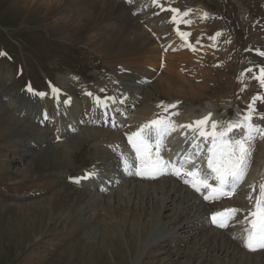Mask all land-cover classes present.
<instances>
[{"label": "rangeland", "instance_id": "374dc122", "mask_svg": "<svg viewBox=\"0 0 264 264\" xmlns=\"http://www.w3.org/2000/svg\"><path fill=\"white\" fill-rule=\"evenodd\" d=\"M183 1L182 3L186 4V1L189 3V1L194 0ZM195 1L207 11V14L210 16L209 19H218L213 25L220 31V35L230 33L229 37H231L232 45H237L242 42H244V45L247 44L246 39L248 38V34H251V40H256L257 38L260 44L258 46L264 48V45H262L264 39L259 36L258 32L253 30L256 28V22L259 21L253 19V15H251L252 17L248 15L251 11L249 12L246 10V6L242 3L243 1L233 0L234 3L237 1L235 4L232 0ZM37 2H40V0H0V50L6 55V57L2 56L0 58V72L9 78L7 80L8 82L3 85L4 87L2 91H0L1 94L13 92L11 95L14 94V96L11 98H16L18 93L22 92L27 83L26 80L28 79H30V83L32 82V87L35 86L33 91L36 90L38 93L50 94V85L44 83L45 76H51L53 79V84L51 86L55 87L57 83L66 89L67 92H73L75 91V87L70 85L69 79L71 76H81L88 79L87 84L90 85L93 95L99 97L98 94L103 95V93L96 92L97 88H107L109 92L112 89L113 74L115 73L116 75V73L119 72L116 70L118 69L119 63H124L121 64V66L130 69L125 66V63L134 64L135 61L138 60L136 58L138 56L129 54L128 56H122V58L116 59V61L110 60V62L107 63L105 59L109 54L99 49L96 41H93L94 34L96 33L90 32L85 35L86 37L83 36L80 42L76 43L72 41L71 36L68 35L65 26L62 24L63 16L56 13L54 15L46 14L45 11L36 7L37 5H34ZM118 4L122 5L123 3L119 2ZM257 5L258 2L256 3V6ZM259 6L264 7V1L259 3ZM124 8L126 13L120 18H115V24L121 22L126 23L127 21L132 22L134 17L131 14L132 11H130L126 5H124ZM68 9L71 10L72 8L69 7ZM120 14H122V12H120ZM252 21L253 24L251 23ZM220 23H222L221 27H219ZM140 31H142L144 35L146 34V36H149L142 26ZM200 33L203 34L204 32ZM204 35H206V33ZM245 36H247V38H245ZM148 39L152 40L153 38ZM252 43L256 44L255 41ZM222 45L224 44L221 42L218 44V46L221 47ZM169 54L173 55L176 61H180L185 59L186 51L178 54L170 52ZM247 56L255 60L258 58L256 55L251 54ZM219 57L221 58V56ZM239 57L241 59H239ZM212 58H216V62L208 64V74L206 72H203V74L197 73V69L200 68L201 64L196 63L195 60H198L199 57H188L185 63L188 70L187 75H185V69L183 67L171 69L176 71L178 79L174 78L173 74H170L171 71L168 67H160L159 72L153 75L155 79L151 82V77H149L148 82H146L147 86L141 87L142 93L140 86H135L136 83L127 84L128 81H123V87L129 92L127 101L132 97L135 99L137 95L140 94L137 105L140 106L142 102L145 101L136 114L142 115L143 107H150L153 104L152 96L148 94L146 99H144V95L148 91L154 92L156 88L155 90H158L157 93L160 94V97L169 98L164 92L173 97H183L186 104L183 106V111L193 108L194 114H196V109L201 111L210 109L209 111L216 114L218 119H228L232 114L242 111V108H240L235 101H232L233 95H239L240 98H242L241 93H244L245 96L242 99H247L248 91H252L249 85L244 89L245 92H238L236 89L239 82V77H237L238 73L246 67L245 63L247 61H249L248 63L254 61L247 60V58H245L246 60L243 59L244 57L240 56L237 50H234V55L231 51L228 60H226L228 56L223 58L225 60L224 65L228 66L231 59L233 63L232 69L228 71L229 74H226L227 68L221 67L222 61L218 58V55ZM210 59V57H206L203 62H207ZM17 67L18 72L16 73ZM212 70L216 72V74L213 73ZM20 72H22L21 76L18 75ZM133 73L134 76L139 74L148 75V72H145L144 69L138 71L131 70L130 74L133 75ZM122 75L125 78L131 77V75L126 76L125 73ZM166 78L168 80L165 81ZM225 78L228 79L226 80ZM46 82L51 83L50 80H46ZM241 86L242 84H240V88ZM193 90L196 92L193 93ZM207 93L214 96V98H210ZM1 94L0 264H200L201 262V264H217V260L220 262L218 264H264V254H259V256L252 255L246 253L243 248L240 249L239 253H242L246 257H244L245 259L240 257V263L239 260L235 259V257L233 258L232 255L226 258L223 255L220 256L218 246L211 244L212 242L207 243L209 246L202 245L201 248L198 249L196 255H194L196 258L193 257L194 259L189 261L186 258L188 253L202 242L201 237L204 233H207V229H204L202 233L196 234V236H189V231L185 228V230L179 231V236L173 241L169 238L162 242H156L155 240L159 235L161 236L171 228L176 227L178 230L181 224L183 225V218H186L187 215L191 216L194 209L192 212H187L184 217L174 220L172 216L173 211L170 210L172 207L171 205L170 209L168 208L167 210L161 208L159 213L162 214V219H158L164 224L159 226V224H157L158 222L155 221L149 228L150 231H147L144 224L148 222L150 225L152 217H148V212L146 215L141 213L139 208L134 212L135 207H138L136 205L143 200H140L141 198L133 194L130 196V199L124 196L118 198V195H116L131 187L129 183H126V186L124 184L122 187H120L122 185L120 184L118 187L121 189L117 187L115 190L99 195L100 197L92 195V193L90 194L89 189L81 190L83 192L85 191L87 196H95V199H97V205H95L96 213H94L95 210L89 208L87 212H84V214L79 217L70 215L72 205L77 201L75 199L79 194V190L83 188L75 187L73 183L68 184L64 177H74L77 174H81L83 169L91 168L97 157L102 155L101 145L99 144L98 146L96 143L97 140L94 141V137L86 136L82 139L79 147L75 148L76 150L70 151L66 169L57 171L51 175L46 174L37 176L33 174V167L29 165L26 160L30 156L25 159L22 158L23 160L20 157L24 154V148L22 147L29 145L27 142L32 145L31 136L23 131L10 133L9 123L7 121L9 120L8 117L14 116L18 118V116L17 113L13 112L9 107V104L12 102H9V99L4 98ZM60 94L66 98H71L75 102L82 97V94L78 92H76V97L74 93H71L72 97H69L65 92H54V95L59 99ZM250 94L252 95V92ZM21 95L13 99V102L19 100ZM209 98L208 104L206 100ZM158 100H161V98H158ZM196 102L199 104L198 107L193 105ZM221 102L224 103L221 104ZM228 102H234L237 108H234V105ZM203 105L205 106L203 107ZM242 105L245 109L247 108V104L242 103ZM73 107L76 109L82 108L76 103H73ZM154 109L156 112L155 107ZM23 118L25 117H19V119L25 120L26 122L27 120ZM146 118L148 117L146 116ZM34 127L37 126L31 124L30 130ZM84 127L85 126H82V129H84ZM82 129L72 135H68L66 138L80 133ZM262 144H264V142L261 143V145ZM259 146H257V148ZM255 155L257 158L255 156L253 159V166L264 165V161L262 160L264 159V145L262 148H258ZM104 165L105 164L100 166L94 165L95 170L102 169ZM20 170L25 171L27 176L19 179L17 174ZM16 179L19 180L15 181ZM49 180H51L53 184L55 183L54 188L48 186ZM172 181L173 178L167 177L166 179L163 178L154 183L147 182L152 183L151 185L148 184V186H146L147 184L145 183H139V181L132 183V185L151 187V190L148 192L150 194L154 193L152 195L154 199L149 200L148 198H144V202H147H145V207L147 205L149 206L146 207L148 211L156 213L157 206L154 205L152 207L150 204L154 201L157 202V195L162 196L164 194L163 190L169 189L168 186L174 187V182ZM165 184L167 185L163 186ZM156 186L157 190H154ZM60 190H65V193L69 194L67 200H61L60 204H55V206L49 203V201L44 200V202L50 206H42V203H44L43 198L50 200L52 194ZM156 191L157 193H155ZM183 191L182 193L185 194V191ZM239 199L244 200L242 198ZM86 202L88 203V201L83 199L80 203L87 205ZM114 211L118 215L117 218L113 217L116 216ZM129 215L130 217H128ZM85 219H87L86 221L92 219V222L89 221L90 223L86 227L82 226ZM124 221L126 223L130 222L126 224ZM99 222L101 223L98 228H96V233L98 234L93 237L91 229ZM155 242L156 245L154 244ZM176 250H178L179 256L176 255ZM201 255L203 257H201Z\"/></svg>", "mask_w": 264, "mask_h": 264}, {"label": "bare ground", "instance_id": "6f19581e", "mask_svg": "<svg viewBox=\"0 0 264 264\" xmlns=\"http://www.w3.org/2000/svg\"><path fill=\"white\" fill-rule=\"evenodd\" d=\"M241 1H243L242 2L243 5L246 6V10H248L249 12L251 11V13H249L248 15H250V16L253 15V19H255L256 21L262 22L264 25V7L259 6V3L263 2L264 0H240V2ZM116 2H117L116 0H113V1L112 0H40V2H37L34 5H37L36 7L45 11V13L48 15H52V14L54 15L55 13L61 14V16H63L62 17V24L65 26L68 35L71 36V40L76 42V43L82 41L83 36L89 34L90 32L96 33V34H94L95 36L93 37L94 38L93 41H96L99 49L104 50L107 54H109V56H107V58H109L110 60L116 61V59L122 58V56H128L129 54H132V55L134 54L135 56H138V57H136L138 60H142V61L146 62L148 65L156 64V58H157L159 51L156 47V44H154L155 43L154 39L149 40L148 38H151V37L146 36V34L144 35V33L142 31H140L141 26L143 27V25H142L144 22L143 18L135 16L131 12L132 16H134L132 19V22H134V23H132L131 21H127L126 23L121 22V23L115 24L114 19L117 17L120 18L126 13V10L124 8L125 4L123 3L124 5L123 4L120 5V4H118L119 2H117V3ZM180 2H184V1L180 0ZM195 2H196L195 0L189 1L190 4L187 5V1H186V4H183V5H184V7L186 5L187 6L184 9L182 8L183 10H180V8L178 6H172L169 9L167 15H171V14L173 15V11H172L173 8L178 9L180 11L179 14H181V13L183 14V13L187 12V15H189V18L192 19L191 28L193 31V36H195L194 35L195 33L199 34L200 32L212 31V30L217 29L214 27L213 24L216 21H218V19H212L211 20V19H208V16L204 17L203 14L207 13V11L205 9L203 10L201 8V6L198 5L197 2L196 3ZM236 2L237 1H235V3ZM257 2H258V5L256 6ZM115 3H116V5L114 6ZM233 3H234V1H233ZM238 5H237V7H238ZM69 7H71L72 9L69 10L68 9ZM130 11H132V10H130ZM120 12H122V14H120ZM154 19L155 18H153L151 20H146L145 22L147 24H149ZM156 21H159V19L155 20L154 22H156ZM251 23L253 24V21ZM257 28H259V27H257V25H256V28H254L253 30L258 32L259 36H261L264 39V26L261 29H257ZM192 31L189 30V32H191V33H192ZM216 33L217 32L210 33L211 36H210V34H208V38H205L206 42H208V41H212V43L215 42V44H214L215 47L218 45L216 42L219 40V38L217 40H215V38L218 37V34L216 35ZM250 35L251 34H248L247 39H250ZM251 39H252V37H251ZM254 41L257 45H260L259 40H257V38ZM262 45H264V43H262ZM255 48H257V47H253V49H255ZM228 49H229V47H227V51H228ZM202 50H203L202 53H207L206 48H204ZM263 50H264V48H263ZM229 51H231V50H229ZM200 53H197V51L195 49H193L190 52L186 51L185 59H182L180 61H176L174 56L170 55L169 53H164L163 58H164V62H165L167 67L170 66V67L175 69V68L180 67L179 63L181 61L185 64L188 57L189 58L190 57L197 58V57L201 56ZM227 56H228V58L226 60H228L230 57L229 52H228ZM240 56L245 57L246 56L245 52L243 53V51H241ZM231 61H232V59H231ZM256 63L264 65V59L259 60ZM200 64L201 65H200V68L197 69L198 70L197 73L203 74V72H206L208 74L209 72H207V69L209 68V66L203 62H201ZM232 65H233L232 62H230L228 66L224 65V67L227 68L226 74H229L228 71H230V69H232L231 68ZM213 70H212V72L216 74V72H214ZM242 70L238 73V75L241 76V80L243 78L245 79L247 76L251 75L249 73H243ZM209 71H210V69H209ZM116 75H117V78L115 80L118 83H123V81H128L127 84L131 83V81H130L131 77L125 78L121 73H118V74L116 73ZM238 75H237V77H238ZM2 78H4V80H7L4 76ZM166 80H168V79L166 78L165 81ZM135 81L136 80H134V83H135ZM3 83L4 82L0 80V85ZM240 84H242L241 91L245 92L244 89L247 88V84H243L242 81L240 82ZM137 85H139V84H136L135 86H137ZM112 86H113V94L120 96V98H121V96H123V94H129V92H127L123 86L121 87V90H117L118 88L116 86H114L113 84H112ZM139 86H140V88L142 87L141 85H139ZM119 91H121L120 94H119ZM192 92L194 93L196 91L193 90ZM251 92L252 91H248L247 100L251 97V94H250ZM33 100L35 101V103L33 101L29 100L28 98H26V96L24 95V92H22V95H21L19 100H16V101L9 104V107L11 108V110L13 112L17 113L18 118L14 117V116H9L8 117L9 120H7L9 123L10 133L23 131V132H25L31 136V139H32L31 142H33L34 145H30V144L26 145L24 148V154L20 157L25 159L28 156H30L26 160H27V163L33 167V171H34L33 174H35L37 176H43L46 174L51 175L52 173L66 169V167L68 166V157L70 155V151L74 150L76 147H79L82 139H84L86 136L94 137V141L99 140L101 142L100 145L102 146V155L97 157V159H96L97 161L95 160V163H96L95 166L103 165V163H105L104 162L105 158L107 160H109V159L111 160V156L108 154L107 148L109 146V142H113V141H116L119 139L117 132H111V131L106 130V129L105 130H99V129H97V127L96 128H94V127L84 128V129H82V131L80 133H77L76 135H74L72 137H69V138L65 137L63 141L55 142L54 141L55 135H54V131H53L54 128L53 129L52 128H39L38 129V127H34L30 130V126L33 123L30 124L29 121H26V122H28V123H26L25 120L19 119L20 116H23V117H25L26 120H29V119H31L33 114H40L42 116L43 114L40 113L41 105L50 106V103L47 101H41V102L37 103V100L35 98H33ZM126 100H127V97H126ZM241 100H242V98H240L239 95H233V97H232V101H235L236 104H238V105L241 102ZM152 102H153V104L150 107H148V106L143 107V112H142L143 114L142 115H137L134 118L137 117L138 120H141V119L146 118V116L149 117L151 114L150 112H155V109L153 106H154L155 102H157V101L152 100ZM176 102H178V101H176ZM222 103H224V102H221V104ZM228 103L231 105H234V102H232V103L228 102ZM236 104L233 106L234 108H237ZM77 105L79 107H82L81 109H77V113H80L83 109V105L82 106H80V104H77ZM177 109H178L177 112H178V116H179L180 120L185 121V120L190 119L185 125H187L191 120L196 118V114H194L193 108H189L186 111H183L180 108V103L178 102ZM206 109H208V108H206ZM160 110L161 109L156 108V112H159ZM204 110H203V112H204ZM22 113L27 115V116L21 115ZM238 113L239 112H237L236 114H232L230 117H228V119H225V120L224 119L223 120L218 119L216 114L212 113V116L210 117L209 121H207L206 123H211L212 120H217L218 122L219 121H231L233 119L236 120L238 118ZM6 114H7V112H6ZM72 115H76V114L72 113ZM140 116H143V117H140ZM199 117L202 118V112L200 113ZM175 124L179 125L176 122H175ZM33 126H34V124H33ZM188 130L189 129H187L186 127H177L176 128V131H178V133H183L184 131H188ZM263 142H264V139H261L260 142H258L257 146L261 145V143H263ZM263 145L264 144H262L258 148H260V147L262 148ZM255 156L253 155V159ZM256 158H257V156H256ZM262 160L264 161V159H262ZM112 165L113 164H111V166ZM102 167H104V166H102ZM261 175L262 176L264 175V165L253 166L252 170L250 172V177H252V181H254L257 177H260ZM17 176L19 177V179H22V178L26 177L27 174L25 171L20 170L18 172ZM19 179H16L15 181H17ZM159 180H157V181H159ZM87 181H90V180H87ZM257 181H258V183H257L256 188H259V185H260L261 181H263V178L257 179ZM134 182H138V181L127 180V181H124L123 183H121L122 185L120 187L124 186V184L126 186L127 185L126 183H129L131 187L123 190L120 193H117L116 195H118V198L124 196L125 198L130 199V196L133 194L136 197L141 198L140 200H143L138 205H136L138 207H135V209L133 207L132 208L134 209V212L137 211V209L139 208V211H141V213H143L144 215H146V213L148 212L147 213L148 217L149 216L152 217L150 225L148 224V222H145V224H144L145 229L147 231L151 227L152 223L154 224L155 221L158 222L157 224H159V226L164 224L163 222H161L158 219V218L162 219V214L159 213L161 208H164L165 210H167L168 208L170 209V205H171L172 207L170 210L173 211L172 216L174 217V220H176L178 218L180 219L181 217H184V215L187 214V212L188 213L192 212L194 209V212L191 213L192 214L191 216L187 215L186 218H183V222H182L183 225L181 224V227L178 226V227H180V228H178V230L176 229V227L171 228L166 233H163L161 236L159 235L157 237V239L155 240L156 242H162V241L168 240L170 238V240L173 241L176 239V237L179 236V234H180L179 231H183V230H185V228L188 229L189 236H193V235L196 236V234L202 233V231H204V229H207L208 230L207 233H204L201 237L202 242H200L199 245H197L195 247V249L192 248L193 250H191V252L188 253V256L186 258L189 261L196 258V256L194 257V255H196L198 249L201 248L202 245L209 246L207 243H211V242H212L211 244L218 246L220 256L223 255L226 258L229 255H232L233 258L235 257V259L239 260V263L241 262L240 257H242V258L246 257L242 253H239L240 249H242V248L246 253H249L252 255L259 256V254H264V252H262V251L256 252V251H249L246 249L245 244H244L245 231H242L243 230L242 226L238 227L236 225V227H234V228L230 227L226 230L225 229L219 230L213 226H209V224H208L209 213L215 212V211L220 210L222 208L230 207V205H233L234 209L238 210L235 213L239 215V219H240V220L238 219L239 224L244 223L242 218L245 215L247 208L250 207V203L254 202L253 197H254L255 193L251 194V195L247 193L244 197V200H241V199L234 200L233 199V200H229L227 202H214V203H211L208 201L203 202L200 195H197L196 193H194L190 189L183 187L184 185H182L180 182L175 181V179H173L172 182H174V187L168 186L169 189L168 190L164 189L163 190L164 194L162 196L157 195L158 196L157 202L154 201L152 204H150V206H152V207L154 205L157 206V209H156L157 212L155 211L156 213H151L146 208L148 205L145 207L147 202L146 201H145L146 203L144 202V200H145L144 198H148L149 200L154 199V197L152 196L154 193L150 194L148 192L151 190V187L133 186L132 183H134ZM147 182H150V181H144L141 183L147 184L146 186H148V184L149 185L152 184V183H147ZM154 182H156V181H153V183ZM48 184H49L48 186H51L52 188H54L55 183L53 184V182L51 180H49ZM166 185L167 184H165L163 186H166ZM120 187H118V188L121 189ZM81 190H84V189L79 190V194L77 195V198L75 199L77 201L72 205L71 212H70V215H73L76 217L83 215L84 212H87L89 210V208L92 210H95L94 213H96L95 205H97V199H95V196L97 195L98 197H100L99 194H92L95 196L89 197L85 194V191L83 192ZM154 190H157V186L155 187ZM183 190L185 191V194L182 193ZM155 193H157V191ZM68 195H69L68 193H65V190L56 191L52 194V198L50 200L43 198V202H44V200L49 201V203H51L53 206H55V204H60L61 200H67ZM249 197H251V198H249ZM83 199L88 201V203L86 202L87 205H84V203L83 204L80 203ZM99 200H101V199H99ZM43 205L50 206L45 202L42 203V206ZM91 206H92V208H91ZM114 213H115V211H114ZM115 215L116 216H113V215L112 216L117 218L118 215L116 213H115ZM205 215H206V217H205ZM128 217H130V215ZM86 220L87 219H85V222L82 225L84 227L88 226L89 223L92 222V219L89 220L90 222L86 221ZM93 220H95V219H93ZM129 222H127V223H129ZM100 223L101 222H99L95 227H93V229H91L93 237H94V235L96 236L98 234V233H96V231H97L96 228H98ZM137 228H139V227H137ZM107 233H109V232H107ZM236 239H237V241H236ZM156 242L154 243L155 245H156ZM255 252L257 254H255ZM175 253H176V255H178V250H176ZM201 257H203V256L201 255ZM216 262H217V264L220 263L219 260H217ZM222 264H226V263H222Z\"/></svg>", "mask_w": 264, "mask_h": 264}, {"label": "snow or ice", "instance_id": "6c2138e0", "mask_svg": "<svg viewBox=\"0 0 264 264\" xmlns=\"http://www.w3.org/2000/svg\"><path fill=\"white\" fill-rule=\"evenodd\" d=\"M157 0H153L156 3ZM173 13L179 12L178 9L173 8ZM187 15V12L183 13ZM204 17L207 13L203 14ZM173 20L177 17L174 15ZM187 22V21H184ZM180 35L186 36V33H180ZM264 55V53H261ZM260 82V85L264 87V68L261 69L260 75L256 77ZM31 91V89H28ZM54 92H58L59 89H53ZM43 96L44 93H39ZM91 95V93H89ZM112 99L111 97L106 98ZM257 97H253L255 102ZM68 103L69 101H65ZM97 102H100V98L97 97ZM106 106V104H105ZM160 107V105H158ZM175 105H168V108H174ZM167 111V108H165ZM255 108L253 104L248 105V110L245 115L236 120L231 121H211V131L205 130V124L209 121L212 116L211 113L205 115L201 119H197L194 124L198 128H193L192 124L189 125H176L174 122L167 118L158 117L148 121L147 123L140 126V128L128 134V141L136 154V174L141 176H148L155 178V176L167 172L169 169L176 176H181L182 165L188 161V157L191 156L189 153L184 159L180 161L181 168L176 167L174 164H170L168 161L162 159L159 155V151L163 146L164 138L172 131H175L177 127H186L192 129L194 132L198 131L200 137L205 139L211 138V146L207 148V166L212 171V176H206L203 179H198L195 182L186 180V183H190L196 191H201V186L208 188L212 193L218 195H232L237 185L244 179L250 156L252 154L251 143L259 136L264 139V127L260 124L252 122L253 113ZM178 113H173L176 115ZM264 120V117H261ZM219 125V130H217ZM239 130V133L234 132ZM232 134V135H230ZM238 136V138H237ZM193 147L197 150L199 155L201 146L193 141ZM155 148V154L150 149ZM124 163L128 167L135 166L134 164H128L127 159H124ZM96 172H90L85 175V179L91 175H95ZM197 170L193 169L192 172L188 173L190 176H196ZM214 178L216 180V186L213 187L208 183V179ZM205 196V199H208ZM251 198V197H249ZM237 209L228 210L229 215H234ZM221 215L219 213L213 215V222L218 223L219 227H225L226 224L224 219L217 221L216 217ZM250 219H247L249 227L245 230L246 235L244 236V244L250 250L256 248H264V183L260 184L259 195L256 197L254 210L248 214Z\"/></svg>", "mask_w": 264, "mask_h": 264}]
</instances>
